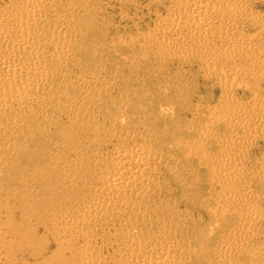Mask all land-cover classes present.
Returning <instances> with one entry per match:
<instances>
[{"label":"bare ground","instance_id":"1","mask_svg":"<svg viewBox=\"0 0 264 264\" xmlns=\"http://www.w3.org/2000/svg\"><path fill=\"white\" fill-rule=\"evenodd\" d=\"M263 1L154 0L153 27L114 40L146 72L128 84L85 68L101 57L84 35L99 0H0V183L28 206L7 223L11 261L264 264ZM169 62L209 80L215 103H194ZM43 107L64 113L59 133L32 125Z\"/></svg>","mask_w":264,"mask_h":264},{"label":"rangeland","instance_id":"2","mask_svg":"<svg viewBox=\"0 0 264 264\" xmlns=\"http://www.w3.org/2000/svg\"><path fill=\"white\" fill-rule=\"evenodd\" d=\"M153 1L154 0H99L97 5L99 7V10L98 12H96V14L98 15L93 19L88 18L84 20L85 23L88 24L84 35L88 40V45L90 50L88 56L94 55L95 53L98 52L101 55V57L99 59H95L92 56L91 59L86 61V63L84 64L85 68L89 67V65L91 66L93 65L94 67H97L98 70L100 69V71L102 72V67H103V69L108 72L107 74L110 75L109 77L119 76L118 78H122V79L124 78L123 81L127 80L126 83L128 84L132 83V81L128 82L131 80V74L133 75L137 74L139 76L145 74L146 72L142 73V71H138L141 68L136 70L137 72H135L134 70V73H132L133 69L129 68L128 65H126L125 63V59L129 58L127 57L128 52L124 51L120 53L121 50L116 49L115 42L120 38L121 40H128V37L129 38L134 37L135 35H137V32L141 31L144 33L145 30L153 27V21L155 18V11H154L155 8L153 7L154 5L152 4ZM258 11L264 15V1L259 5ZM136 22L140 24L139 29L135 28ZM136 29L139 31H137ZM90 33L93 34V36L90 35ZM82 57L85 58V56ZM167 66H168L167 70L170 74L171 72H175V71L181 72V77H182L181 80L184 81L187 88L190 91L192 90L191 92L194 93L192 94L193 96L192 101H194V103L195 101H199L200 103L205 105L207 104L208 101L215 103L217 98H219V94H218L219 91L215 88L213 89L212 83L209 80L203 79L196 69H190V67H186V66L180 68L179 64L175 62L174 63L169 62ZM189 69L191 71L189 72V74H187V71H189ZM74 72L78 73L77 70H74ZM153 84H154V80H149V81H145L142 86L131 85L132 87L131 93H134L135 98H137V95H145L146 85L153 87ZM239 90H240L239 93L241 94V100L248 101L249 100L248 91L241 88ZM44 109L45 107L37 109L39 110V114L36 115V117L34 118L35 121L32 122V125L35 126L36 123L38 124V122L36 121L43 119L47 121L46 125H48V127H46V129L48 128L51 134L52 133L55 134L56 132L59 133L58 129L61 130L63 126L66 125L67 123L64 113L62 112L60 113L55 109L48 110L46 108L45 109L46 115H43ZM94 111L100 112L98 108L94 109L93 112ZM54 137L60 138L59 135H55ZM54 141L55 140L53 139V142ZM262 157H264V140L259 141L255 146L252 156V161L256 162L257 159ZM24 165L25 164L17 163L16 165H14L13 169H16ZM9 167H10L9 164H5L4 166H2L0 168V173L1 171H5V173L10 171ZM43 169H44L43 174L41 175L38 181L34 182V184H41V188L45 190L44 186L48 185L47 171L49 170L45 168ZM57 175H59V172L57 170H54L52 173H50L49 178H55V176ZM15 176L16 174L9 178H14ZM25 176L26 175H21L20 180H24ZM7 186L8 185H6V183H2V182L0 183V264H39L41 263V260H43L44 258H48L49 255L46 257L33 259L32 250H28V251L24 250L23 255L18 254L19 255L18 260L17 262H14L11 261L10 258L7 257V254L4 253L5 250L4 246L8 245L9 244L8 242L13 241L17 243V240L12 239V235H15L14 229L11 227V224L9 229L7 223L10 221H15L17 218L14 217L18 216L19 212L23 213L24 209L28 208V206L22 202L23 200H22V196H20V193L18 192L11 193L8 190ZM41 225H44V223H42ZM33 239H34L33 242L37 243V241L40 238L37 237ZM65 256L67 257V259L70 257L69 253H66Z\"/></svg>","mask_w":264,"mask_h":264}]
</instances>
